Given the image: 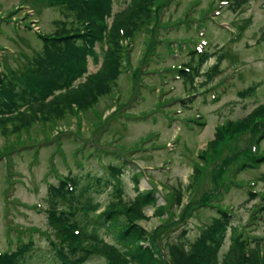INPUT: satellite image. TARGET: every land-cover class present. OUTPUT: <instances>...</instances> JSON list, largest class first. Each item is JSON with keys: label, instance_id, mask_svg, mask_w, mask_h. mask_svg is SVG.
<instances>
[{"label": "rangeland", "instance_id": "1", "mask_svg": "<svg viewBox=\"0 0 264 264\" xmlns=\"http://www.w3.org/2000/svg\"><path fill=\"white\" fill-rule=\"evenodd\" d=\"M112 1V14L127 2ZM58 4L0 0V77H9L25 56L42 49L40 35H52L55 21L62 19ZM111 22L112 16L106 18L108 27ZM104 49L95 44L98 62L87 56V73L97 70ZM204 52L212 57L202 72L222 57L216 74L209 81L208 75L199 76L190 85L180 71L195 66ZM252 86L253 91L239 95ZM262 102L264 0H250L237 11L220 0L163 3L152 25L136 35L123 55L115 87L93 108L74 109L58 122H36L16 135H0V252L31 241L27 263L60 264L51 244L59 237L45 209L49 187L66 175L101 177L102 183L110 179L107 187L93 185V202L100 204L93 217L115 200L118 184L125 200L135 197V182L139 190L153 188L154 205L144 208L147 218L138 224L156 247L177 236L193 242L219 218V210L227 211L230 222L246 234L263 236L261 222L253 219L257 199L248 193L263 187L264 161L256 163L253 157L264 155V138H259L264 117L260 125L229 130L213 141L217 127L241 120ZM110 165L121 167L119 183L109 175ZM100 235L115 243L111 226L100 228ZM228 244L227 234L220 256ZM104 263L92 255L83 264Z\"/></svg>", "mask_w": 264, "mask_h": 264}, {"label": "trees", "instance_id": "2", "mask_svg": "<svg viewBox=\"0 0 264 264\" xmlns=\"http://www.w3.org/2000/svg\"><path fill=\"white\" fill-rule=\"evenodd\" d=\"M56 1H59L62 19L55 21L54 33L40 35L42 49L30 57L25 56L22 67L13 70L9 77H0L2 136L19 134L36 122H58L74 109L86 111L93 108L99 98L109 94L116 85L123 55L129 50L119 41L134 40L139 32L152 25L162 4L167 5L172 0H127L124 8L113 14L112 0ZM220 1H225L233 11H237L250 0ZM110 16L112 22L108 27L106 18ZM95 44H104L105 49L97 70L87 73V56L98 62ZM211 57L210 53L204 52L195 66L188 67V71H180L190 85L195 86V79L199 76L208 75L206 80L209 81L216 74L222 59L219 56L205 71L201 70ZM254 89V86L249 87L239 95L244 96ZM263 117L264 102L241 120H229L217 127L214 143L222 140L224 132L229 130L234 132L252 124L260 125L258 123ZM259 138H264V131ZM253 160L263 162L264 155H255ZM108 171L111 178L116 179L112 181L119 183L121 167L110 165ZM90 179V176L81 180L68 175L57 185L49 187L45 211L49 225L59 237L58 243L51 241V244L53 255L60 264H83L92 255L102 257L104 264H264V234L253 237L246 234L241 225L232 224L230 215L222 210H219V218L193 242L177 236L178 240L167 241L165 246L155 242L156 247L154 240L150 244L148 235L138 222L147 218L144 208L154 205V190H139L137 182L134 198L123 199L122 188L118 184L113 190L115 200L93 217L91 213L99 209L100 204L93 202L91 192L96 186L97 189L107 187L110 179L103 183L101 177ZM261 182V191L249 192L248 195L250 199H257L253 219L261 222L264 232V173ZM178 197H181L180 190ZM160 209L163 211V207ZM105 226H111L115 243L101 237L100 228ZM227 234L228 248L220 256ZM146 241L150 245H144ZM32 250L30 241L11 252H1L0 264H29L26 257ZM161 251L164 256L158 254Z\"/></svg>", "mask_w": 264, "mask_h": 264}]
</instances>
